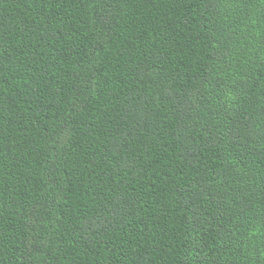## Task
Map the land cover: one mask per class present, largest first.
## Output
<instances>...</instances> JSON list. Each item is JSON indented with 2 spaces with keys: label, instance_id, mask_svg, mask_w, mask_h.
<instances>
[{
  "label": "trees",
  "instance_id": "16d2710c",
  "mask_svg": "<svg viewBox=\"0 0 264 264\" xmlns=\"http://www.w3.org/2000/svg\"><path fill=\"white\" fill-rule=\"evenodd\" d=\"M0 264H264V0H0Z\"/></svg>",
  "mask_w": 264,
  "mask_h": 264
}]
</instances>
